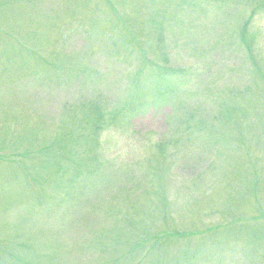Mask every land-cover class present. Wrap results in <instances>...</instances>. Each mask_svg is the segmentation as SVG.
Here are the masks:
<instances>
[{
	"label": "rangeland",
	"instance_id": "rangeland-1",
	"mask_svg": "<svg viewBox=\"0 0 264 264\" xmlns=\"http://www.w3.org/2000/svg\"><path fill=\"white\" fill-rule=\"evenodd\" d=\"M0 264H264V0H0Z\"/></svg>",
	"mask_w": 264,
	"mask_h": 264
},
{
	"label": "trees",
	"instance_id": "trees-1",
	"mask_svg": "<svg viewBox=\"0 0 264 264\" xmlns=\"http://www.w3.org/2000/svg\"><path fill=\"white\" fill-rule=\"evenodd\" d=\"M185 122L187 123V124H189L188 126H191V117L190 116H188L186 119H185ZM200 124H203V123H201L200 122ZM199 124V125H200ZM200 126H202V125H200ZM209 248H207V249H205V250H203V251H206V250H208ZM202 251V252H203ZM204 254H207V253H205V252H203Z\"/></svg>",
	"mask_w": 264,
	"mask_h": 264
}]
</instances>
